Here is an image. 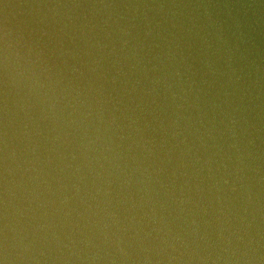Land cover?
Segmentation results:
<instances>
[{
  "label": "water",
  "instance_id": "95a60500",
  "mask_svg": "<svg viewBox=\"0 0 264 264\" xmlns=\"http://www.w3.org/2000/svg\"><path fill=\"white\" fill-rule=\"evenodd\" d=\"M0 264H264V0H0Z\"/></svg>",
  "mask_w": 264,
  "mask_h": 264
}]
</instances>
